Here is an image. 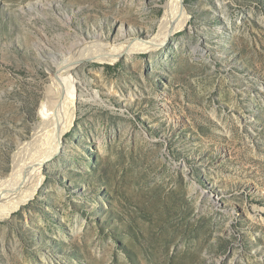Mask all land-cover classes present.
Listing matches in <instances>:
<instances>
[{"label":"rangeland","instance_id":"374dc122","mask_svg":"<svg viewBox=\"0 0 264 264\" xmlns=\"http://www.w3.org/2000/svg\"><path fill=\"white\" fill-rule=\"evenodd\" d=\"M166 2L0 0V180L54 76L74 99L35 193L0 215V264H264V0H183L184 26L134 50ZM94 42L129 52L81 58Z\"/></svg>","mask_w":264,"mask_h":264},{"label":"bare ground","instance_id":"6f19581e","mask_svg":"<svg viewBox=\"0 0 264 264\" xmlns=\"http://www.w3.org/2000/svg\"><path fill=\"white\" fill-rule=\"evenodd\" d=\"M182 2L183 0H167L158 36H153L146 44H140L138 48L133 49L141 51L158 47L177 28L184 26L187 17L185 16ZM102 42L90 44L87 51L83 52L81 58L115 60L120 55L129 52V49L123 45H111ZM70 64L71 62L69 61L58 63L56 65V74L61 71L67 73ZM65 69L66 71H64ZM53 82L59 90L56 89V94L49 97L46 104L41 107L42 121L33 135V139H37L38 143L36 146L34 144L32 146L29 143L33 151L29 152L25 160L22 158L24 162L21 161L18 171L16 172L17 167L16 170L13 167L15 172L12 171L14 173L7 176L9 178L0 180V215L10 213L35 193L37 186L42 181L45 163L61 150L63 136L73 121L74 99L70 92L71 85L66 87L64 84L59 85L56 76H54ZM21 148L24 151L28 149L23 146ZM20 153L24 157L23 152Z\"/></svg>","mask_w":264,"mask_h":264}]
</instances>
